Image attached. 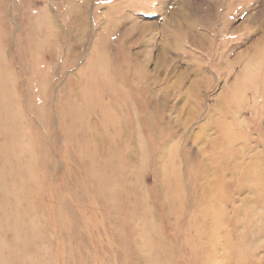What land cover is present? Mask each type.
<instances>
[{
  "label": "rangeland",
  "instance_id": "obj_1",
  "mask_svg": "<svg viewBox=\"0 0 264 264\" xmlns=\"http://www.w3.org/2000/svg\"><path fill=\"white\" fill-rule=\"evenodd\" d=\"M2 64L0 150L35 166L22 183L1 168L0 233L34 217L33 264H264V0H0ZM86 72L108 77L107 120L86 118ZM81 109L77 151L64 116Z\"/></svg>",
  "mask_w": 264,
  "mask_h": 264
},
{
  "label": "bare ground",
  "instance_id": "obj_2",
  "mask_svg": "<svg viewBox=\"0 0 264 264\" xmlns=\"http://www.w3.org/2000/svg\"><path fill=\"white\" fill-rule=\"evenodd\" d=\"M74 15V14H73ZM69 17H67L68 19ZM75 19H79L81 18V20L83 21V18L86 19L85 15L80 12V14L78 13L76 17H74ZM42 25H48V36L50 39H55L57 41L58 37H59V34L60 32L58 31L56 33V29H57V26L56 24H54V21L53 19L49 16L47 10L46 12L43 11L42 14H41V18L39 20ZM75 23H71V27H73ZM81 30V29H80ZM79 31V30H78ZM81 33V31H79ZM72 43V41H71ZM91 66L93 65V62L90 64ZM4 67H7V64H2V67L0 66V84H2V86L4 88H6L7 86H10L12 87V89H15L13 85H9V82H8V77H7V74L6 73H3L4 71ZM9 72H11L9 69H7ZM87 74V72H86ZM83 77V75H82ZM89 75L87 74V76L85 77L84 81L85 83L88 85V87L86 88V90L84 92H80V98L82 100L85 101V104L84 106H86V108L88 107V109L85 111V114H86V118L89 119L91 116V114H96V111L100 110L101 111V114L99 113V116L101 117L102 120H107V109L102 112V110L99 108L100 104H105L107 105V99L105 98L104 95H102V88H103V93L107 92V75H105L104 77H100L98 76L97 74H95L93 77H91V81H87L89 78ZM84 78V77H83ZM87 78V79H86ZM110 80H112V78L109 76ZM82 80H80L79 83H81ZM84 81L82 82V84H84ZM98 81V82H97ZM111 82V81H110ZM96 86H100V88L96 89ZM109 87L111 89H113V85L112 83L109 84ZM122 90V89H121ZM106 95V94H105ZM123 96L126 97V99H128V95L124 92H122ZM96 100V101H94ZM3 99L0 98V107H4V108H7V106L9 105V102H8V99L6 102H2ZM95 102V105L93 106L92 102ZM93 110V111H91ZM79 117L82 119V121H76L75 120V117H71L70 116H64V119L68 121H73V123L71 124L70 126V132L68 133L67 135V143L72 146V141L75 139V137H78V139L80 140V142H78V145L76 147L77 151L78 150H83L84 148H89L88 145H85V140L83 139L84 137V134H82L81 138H79V134L77 133V130H80L81 131V128H76V122H77V125L79 124H86L87 121L86 119H84V113H83V110H79V113H78ZM98 116V117H99ZM19 117L22 119V114L21 112H19ZM19 117H16L14 115H12L11 113H8V120L9 122L12 124V127L13 129L16 131V132H20V129L21 127H19L20 125V120H19ZM67 117V118H66ZM68 117H69V120H68ZM92 118V117H91ZM119 119V118H118ZM93 125H90V127H92ZM89 127V126H88ZM103 127H107V121L106 123L103 125ZM105 129V128H104ZM83 130V129H82ZM99 130V132H98ZM96 129V133L97 134H100L101 130L100 129ZM93 131L95 132V129H93ZM83 132V131H82ZM105 132V131H104ZM84 133V132H83ZM96 133H91L90 136H89V139L90 138H96ZM107 134V133H106ZM91 141V139H90ZM89 141V143H90ZM85 142V143H84ZM90 146V145H89ZM146 150V148H148L147 146H143ZM16 149V146L13 145V144H8L6 145L4 148H2L0 150V180H2L1 177H3V172H1V168L2 167H7V168H11V172L12 174H14L15 176L19 177L20 178V182H25L27 181V178L30 177L32 175V169L35 165H30V164H25L21 161L20 159V156L19 154L17 153V149H16V153L13 152V150ZM5 154L7 156H5ZM100 169L98 170L96 167H95V170H94V167L92 165V169H93V175H92V179H93V182L96 184V191H97V195L99 194V198H101L102 200L104 199V196L105 194L107 193V188H110V187H114L115 184H117V182L115 181H110V180H107V175H104L107 170V155L103 158H101L100 160ZM104 167V168H102ZM101 170V171H100ZM102 170H105L102 172ZM6 171V170H5ZM3 174V175H1ZM111 179V178H110ZM7 180V179H6ZM6 180L4 181H0V182H6ZM110 182H112L110 184ZM116 190H118V187H116ZM115 199V197H113ZM124 199H121L120 201H123ZM101 201V200H100ZM119 201V202H120ZM24 207H26V210L30 213H32V208L31 207H27L25 204H23ZM3 204L2 202L0 201V207H2ZM11 215L13 214L12 212H10ZM28 221H30V223L37 228V221L34 219L33 217V220H31V217L27 220H23V217L21 216L20 217V220H11V229H17L21 232L20 235H18L17 237H15L13 240L10 239V236H6V238L2 239L3 238V233L1 232L0 233V243H3L6 241V239H8V243H10L8 245V247L4 246L2 244L1 247V250H3L1 252L4 253V252H7V248L10 249V247H13L15 248L16 250V261L19 262V264H24V263H27V264H33V262L35 261H39L42 263L43 259H42V252L41 250L37 249L36 247L39 245V239L38 237H32L29 232H28ZM1 229V227H0ZM21 236V237H19ZM36 242V243H33ZM86 241V240H85ZM6 250V251H5ZM11 250V249H10ZM14 251V250H13ZM27 252V255H22V252ZM12 252V251H11ZM5 258V253L3 256H0V259H3L4 260Z\"/></svg>",
  "mask_w": 264,
  "mask_h": 264
}]
</instances>
